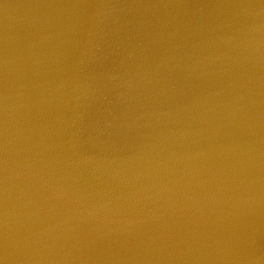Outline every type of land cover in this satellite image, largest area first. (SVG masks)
<instances>
[{"label": "water", "instance_id": "95a60500", "mask_svg": "<svg viewBox=\"0 0 264 264\" xmlns=\"http://www.w3.org/2000/svg\"><path fill=\"white\" fill-rule=\"evenodd\" d=\"M0 264H264V0H0Z\"/></svg>", "mask_w": 264, "mask_h": 264}]
</instances>
